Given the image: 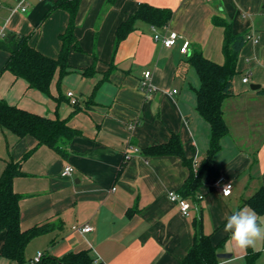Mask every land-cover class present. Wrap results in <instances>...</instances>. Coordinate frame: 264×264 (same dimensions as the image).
Instances as JSON below:
<instances>
[{
    "label": "crops",
    "instance_id": "obj_1",
    "mask_svg": "<svg viewBox=\"0 0 264 264\" xmlns=\"http://www.w3.org/2000/svg\"><path fill=\"white\" fill-rule=\"evenodd\" d=\"M21 1L0 0V26L7 35H28L31 46L57 57L67 11L56 8L43 17L54 0ZM141 4L169 9V20L158 26L136 19L115 48L117 27ZM214 18L228 21L232 32L244 33L246 40L237 55L233 92L222 102L228 133L195 189L196 208L184 216L167 193L182 190L209 146L210 125L197 110L200 78L189 55L196 47L223 63L224 27ZM170 30L179 35L171 47L153 36ZM74 34L81 50H69V71L60 75L56 69L49 95L1 70L9 54L0 47V100L64 119L79 131L64 144L65 155L38 146L22 160V174L13 178V190L21 195V229L56 223L28 242L25 264L37 251L55 258L84 251L90 257L86 264H182L194 223L210 236L217 253L231 254L216 264H246L247 249L237 248L222 228L234 211L254 210L246 199L264 188V0H79ZM184 40L190 42L186 54L179 50ZM90 66L92 71H83ZM146 70L150 91L141 84ZM251 83L259 87L251 89ZM69 90L77 97L75 104L69 102ZM172 135L180 138L189 165L178 155L145 150ZM34 143L31 135L18 138L0 126V174ZM66 164L74 170L62 176ZM219 177L232 181L228 196L215 183ZM200 193L203 198L197 199ZM258 217L264 220V212ZM83 224L92 229L72 228ZM4 239L0 231V264H19L1 255ZM250 248L257 252L254 264H264V241Z\"/></svg>",
    "mask_w": 264,
    "mask_h": 264
},
{
    "label": "trees",
    "instance_id": "obj_2",
    "mask_svg": "<svg viewBox=\"0 0 264 264\" xmlns=\"http://www.w3.org/2000/svg\"><path fill=\"white\" fill-rule=\"evenodd\" d=\"M108 1L111 3L114 0ZM78 4L79 0H54L52 6L43 16H47L56 8L64 9L68 13L65 30L59 35L61 44L57 57L46 56L31 46L28 35L10 32L9 34L12 36L9 39L6 37L0 40V47L9 54L1 70L10 71L16 77L23 78L29 87L49 95V85L56 69H59L60 75L69 71L67 62L69 50L71 48L81 50L74 34ZM170 14L171 12L167 8L141 4L133 14L129 15L117 27L115 48L134 27L136 19L142 18L153 25L162 26L169 20ZM214 22L224 27L223 63H217L204 57L201 50L196 47L191 50L189 55V60L200 78V86L196 91L197 110L210 125V137L206 157L201 162L196 174H193L192 170L190 171L189 178L180 190V193L185 197H195V189L200 184L204 171L211 164L214 154L220 148L221 137L228 133V127L223 117L222 102L226 96L233 92L232 78L236 72L237 55L246 40L244 33L232 32L228 21L214 18ZM90 70L92 71V66L83 71ZM260 91L264 92V89ZM0 126L11 130L18 138L31 135L35 139L34 145L26 150L19 160L8 161L0 174V231L5 232L1 255L16 260L19 264H25L24 254L28 242L35 236L54 229L56 223L46 221L28 229H21L19 208L21 195L13 190V178L22 174L20 168L22 160L32 154L38 146L46 145L59 154L65 155L64 144L79 131L68 125L64 119H52L36 114L9 104L5 100H0ZM145 150L152 155H178L189 165L183 156L178 135H172L167 142L148 146ZM246 203L258 214L264 212V188L258 189L248 197ZM193 227L192 244L181 263L216 264L219 258L210 236L200 230L198 223H194ZM256 257L257 252L250 247L247 248L246 264H254ZM89 261L90 257L86 252L78 251L70 252L62 258L43 254L40 264H86Z\"/></svg>",
    "mask_w": 264,
    "mask_h": 264
},
{
    "label": "built area",
    "instance_id": "obj_3",
    "mask_svg": "<svg viewBox=\"0 0 264 264\" xmlns=\"http://www.w3.org/2000/svg\"><path fill=\"white\" fill-rule=\"evenodd\" d=\"M22 1H21V3H22ZM20 9L22 11H24L25 6H21ZM152 29L154 30V26H152ZM153 36L155 39L159 40L165 47H171L176 43V40H177L179 35L176 31L170 30L166 34H159V33L155 32ZM6 37H7V31H6L5 27L0 26V40L5 39ZM189 44H190L189 40H184L182 42V44L179 48V50L182 54L187 53L188 48H189ZM143 76H144V78L141 81L143 89L147 90V91L152 90L153 86L149 81L150 71L149 70L144 71ZM242 80L244 82H247L249 80L248 75L243 76ZM66 95L68 96L69 102L71 104H75L77 102V97L71 90L67 91ZM131 149L133 151L137 150L136 147H132ZM73 170H74V168L72 165L66 164L63 166V168L61 170V175L62 176H68L73 172ZM215 183L219 187L221 194H223L224 196H228L231 193V190H232V181L231 180L225 179L224 177H219ZM225 185H230L229 189L227 190V193H224V186ZM167 195H168V198L171 202L177 204L180 212L184 216L190 215L191 210L193 208H196V206H197L196 197H185L180 193V191L178 192L176 190H170V191H168ZM202 198H203V195L201 193L197 195V199H202ZM72 228L74 230H79V231H84V232H88L92 229V227L89 224L74 225ZM42 256H43V252L37 251L36 254L30 260V264H40Z\"/></svg>",
    "mask_w": 264,
    "mask_h": 264
},
{
    "label": "clouds",
    "instance_id": "obj_4",
    "mask_svg": "<svg viewBox=\"0 0 264 264\" xmlns=\"http://www.w3.org/2000/svg\"><path fill=\"white\" fill-rule=\"evenodd\" d=\"M229 187L224 186V193ZM225 220L222 231L229 234V239L237 248L244 250L255 247L258 241H264V220L254 210L247 207L236 210Z\"/></svg>",
    "mask_w": 264,
    "mask_h": 264
},
{
    "label": "water",
    "instance_id": "obj_5",
    "mask_svg": "<svg viewBox=\"0 0 264 264\" xmlns=\"http://www.w3.org/2000/svg\"><path fill=\"white\" fill-rule=\"evenodd\" d=\"M11 36H12V34H8V35H7V39H9ZM258 87H259V84H254V83H251V84H250V88H251V89H257ZM230 256H231L230 253H224V252H218V253H217V257H218V258H228V257H230Z\"/></svg>",
    "mask_w": 264,
    "mask_h": 264
}]
</instances>
